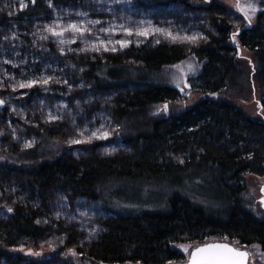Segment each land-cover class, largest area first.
I'll list each match as a JSON object with an SVG mask.
<instances>
[{"label":"trees","instance_id":"trees-1","mask_svg":"<svg viewBox=\"0 0 264 264\" xmlns=\"http://www.w3.org/2000/svg\"><path fill=\"white\" fill-rule=\"evenodd\" d=\"M24 1L19 17L48 15L49 0ZM258 1L264 6V0ZM161 4H176L185 12L200 8L209 14L213 32H205L207 41L190 48L201 63L190 86L201 99L164 117L152 115L154 106L183 99L158 76L186 58L184 46H131L121 55L71 57L75 76L93 94L110 96L106 109L117 126L115 140L129 152L114 157L91 153L77 162L64 154L65 124L24 125V136L37 144L0 151V178L20 181L35 194L42 213L4 196L11 211L8 220L0 219V257L15 258L20 264L22 257L11 249L10 237L35 242L47 231L66 236V264H184L186 257L175 245L214 239L264 249V217L251 212L246 196L247 180L264 179V119H254L233 102L235 93H250L255 87L264 97V22L235 30L221 15L220 4L212 7L199 0ZM9 20L0 10V29ZM243 51L252 58L243 59ZM122 58L137 65L123 64ZM261 105L264 112V101ZM189 175L193 178L186 180L192 187L195 183L204 187L201 195L184 185L162 190L166 181L179 182ZM57 191H67L70 202L82 197L112 207L114 217L104 223L106 231L96 242L74 248L79 234L51 218L48 202ZM206 198L217 202L211 206ZM128 204L131 208L122 207ZM41 215L50 221L49 227L39 226Z\"/></svg>","mask_w":264,"mask_h":264},{"label":"rangeland","instance_id":"rangeland-1","mask_svg":"<svg viewBox=\"0 0 264 264\" xmlns=\"http://www.w3.org/2000/svg\"><path fill=\"white\" fill-rule=\"evenodd\" d=\"M198 1V0H195ZM208 6L221 5V15L235 29L241 30L254 22H264V6L258 0H199ZM24 0H0V10L10 18L8 25L0 29V151H10L13 146L30 149L37 140L24 136V125L36 126L39 123L65 124L66 137L63 141L64 154L77 162L97 153L103 157H114L127 154L129 149L115 140L117 126L110 119L106 104L108 94H93L88 86L75 76V65L71 57L91 58L108 54L121 55L129 47L159 44L186 47L187 56L173 66L164 68L158 79L178 89L183 99L176 104L154 106L152 115L164 117L192 106L201 99L191 90V78L201 70V63L190 53V48L207 41L205 32H213L209 25L208 13L197 8L194 12H185L176 4H161L165 0H72L67 4H56L47 1L49 13L45 17H19L21 3ZM243 9V10H242ZM99 21V23H95ZM89 29L83 33L74 32L69 25ZM132 29L127 36L123 28ZM101 28L114 31L102 32ZM54 30L61 35H53ZM160 29L162 31H157ZM138 31H147V37L137 35ZM170 34V35H169ZM75 37V40H73ZM195 37V39H189ZM99 38V39H97ZM127 39L126 46L110 43L105 45L99 41ZM115 48V51L112 49ZM99 49V50H96ZM243 59L252 58V53L242 52ZM123 64L137 65L122 58ZM51 79H48V78ZM48 79L47 84L36 83L31 87H19V83L27 80L41 81ZM15 86V89L14 87ZM236 92V91H235ZM261 101H264L262 89L255 87L250 93H235L234 103L257 120L264 119ZM55 117L50 119L49 117ZM93 132L96 135H93ZM108 135L104 136L103 133ZM78 141V142H74ZM179 182L166 181L162 190L167 188L186 189L201 195L204 187L195 183L192 187L186 179ZM248 207L257 216L264 217L261 208V189L264 179L247 180ZM67 191H57L48 202L51 218L62 222L79 234L74 244L76 247H87L96 242L106 231L105 222L114 217L111 208L104 206L99 200L77 198L70 202ZM4 196L13 201L25 202L37 212H41L40 203L35 194L27 190L20 181L7 177L0 178V219L8 220L9 208ZM208 197V196H206ZM206 202L213 206L217 201L213 198ZM131 208V204L122 206ZM114 210V209H113ZM42 213V212H41ZM37 223L43 228L51 225L41 215ZM228 242L219 239L207 242ZM11 249L20 252V264L41 261L43 264H66L64 234L47 231L44 236L31 241L12 235ZM201 243V244H204ZM234 247L245 249L249 255V264H264V249L259 246L243 247L234 242ZM195 242L175 245L174 248L186 259L192 249L201 245ZM188 247L186 253L183 247ZM15 258L0 257V264H15ZM186 262V261H185Z\"/></svg>","mask_w":264,"mask_h":264},{"label":"snow or ice","instance_id":"snow-or-ice-1","mask_svg":"<svg viewBox=\"0 0 264 264\" xmlns=\"http://www.w3.org/2000/svg\"><path fill=\"white\" fill-rule=\"evenodd\" d=\"M21 8H23L25 5L22 2L21 3ZM243 10V9H242ZM95 23H99V21H96ZM69 28H71L74 32H80L83 33L85 31H90L89 29H85L83 27H78L75 23H72L69 25ZM50 31L53 32V35H61L62 33H57L52 29H49ZM102 32L108 33L110 31H114L110 28H101L100 29ZM123 32L127 36H131L132 29L130 28H123ZM157 31H162L160 29H157ZM137 35L145 36L147 37L148 32L147 31H138L136 33ZM170 35V34H169ZM99 39V38H97ZM189 39H195V37H191ZM73 40H75V37H73ZM99 43L105 45V50L107 49V44L110 43H115L119 44L122 47L126 46L129 43V40L127 39H116L115 41L109 39L107 41H99ZM99 50V49H96ZM115 51V48L112 49ZM48 79H51L50 77ZM48 79H44L41 81L37 80H27V81H22L19 83V87L24 88V87H31L36 83H42V84H47ZM15 89V86H13ZM0 104H3V101L0 100ZM167 105H165V108ZM50 119H55V117H49ZM93 135L95 136L96 133L93 132ZM104 136H107L108 133L105 132L103 133ZM78 142V141H74ZM262 192H264V188L261 189ZM262 203H264V200H262ZM11 211V209H9ZM183 247V250L187 253L189 251L188 247ZM248 257V253L244 251H240L236 248H233L227 244H212V245H205L202 247H197L194 251L191 252V258L189 260V264H246Z\"/></svg>","mask_w":264,"mask_h":264},{"label":"water","instance_id":"water-1","mask_svg":"<svg viewBox=\"0 0 264 264\" xmlns=\"http://www.w3.org/2000/svg\"><path fill=\"white\" fill-rule=\"evenodd\" d=\"M239 33V31L237 32ZM3 106V104H0V108ZM261 194H262V197L260 198V203H261V208L264 209V203H262V200H264V192L261 191ZM212 244H227L233 248H236L234 247V245L228 243V242H218V241H214V242H207V243H204V244H201V245H198L197 247H202V246H205V245H212ZM197 247H195L194 249H192L186 259V262L184 264H189V260L191 258V252L194 251ZM240 251H244V252H247L245 249H240V248H236ZM248 253V252H247ZM249 259H250V255L248 253V257H247V261H246V264H249Z\"/></svg>","mask_w":264,"mask_h":264},{"label":"flooded vegetation","instance_id":"flooded-vegetation-1","mask_svg":"<svg viewBox=\"0 0 264 264\" xmlns=\"http://www.w3.org/2000/svg\"><path fill=\"white\" fill-rule=\"evenodd\" d=\"M251 258V257H250Z\"/></svg>","mask_w":264,"mask_h":264}]
</instances>
